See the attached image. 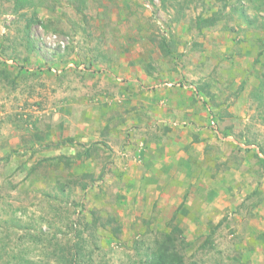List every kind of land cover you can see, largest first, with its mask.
<instances>
[{"label":"rangeland","instance_id":"rangeland-1","mask_svg":"<svg viewBox=\"0 0 264 264\" xmlns=\"http://www.w3.org/2000/svg\"><path fill=\"white\" fill-rule=\"evenodd\" d=\"M18 2L0 264H264V0Z\"/></svg>","mask_w":264,"mask_h":264},{"label":"trees","instance_id":"trees-1","mask_svg":"<svg viewBox=\"0 0 264 264\" xmlns=\"http://www.w3.org/2000/svg\"><path fill=\"white\" fill-rule=\"evenodd\" d=\"M17 6H19L18 0H15ZM213 21H210L212 23ZM206 20L202 24L206 25ZM164 41L160 42V47L162 50L165 49ZM173 46V43H171ZM171 46V45H170ZM173 232H179L176 226H171V232L169 234H164L163 239L157 243L158 247L156 253L153 254L150 262L148 264H183L182 258L177 252H175V240L173 238Z\"/></svg>","mask_w":264,"mask_h":264},{"label":"built area","instance_id":"built-area-1","mask_svg":"<svg viewBox=\"0 0 264 264\" xmlns=\"http://www.w3.org/2000/svg\"><path fill=\"white\" fill-rule=\"evenodd\" d=\"M212 125H214V121H211Z\"/></svg>","mask_w":264,"mask_h":264}]
</instances>
